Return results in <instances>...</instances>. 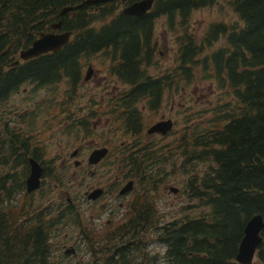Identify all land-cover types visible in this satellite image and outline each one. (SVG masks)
Returning <instances> with one entry per match:
<instances>
[{
  "label": "trees",
  "instance_id": "1",
  "mask_svg": "<svg viewBox=\"0 0 264 264\" xmlns=\"http://www.w3.org/2000/svg\"><path fill=\"white\" fill-rule=\"evenodd\" d=\"M84 1L0 0V111L24 85L38 90L66 82L74 90L82 80L85 62L98 55L111 63V76L129 90L121 102L126 117L121 120L132 137L143 131L141 108H159L167 92L180 93L181 87L196 81L208 82L218 91L217 102L204 113L203 121L191 120L189 138L182 136L175 144V158L183 159L189 172V199L206 210L161 222L157 229L152 205H144L140 227L157 238L160 251L122 256L116 261L97 257L88 264H237L234 258L247 221L259 215L264 222V0H225L240 25H212L200 44L186 36L173 74L159 77L148 73L153 67L156 20L165 17L169 29H175V21L176 27L185 29L192 11L212 7L220 0H154L151 11L141 18L116 14L114 3L86 5L59 16L62 9ZM136 1L128 0L129 4ZM57 22L61 31L72 33L70 42L54 53L15 64L19 52ZM219 38L223 47L200 60L203 51ZM0 146L8 151L10 160L9 171L0 172V264H48L53 231L62 223L76 224L75 215L53 217L48 210L45 215L34 211L30 216L31 207L9 204L23 188L20 168L27 164L26 140L7 128L3 139L0 134ZM161 149H145L141 158H130L136 172L142 162L162 167L154 175L150 174L154 168L137 174L144 189L136 194V203L152 201L156 191L150 188L156 189L166 179L165 166L174 158L166 159ZM6 157L2 164L8 166ZM136 207L138 213L141 207ZM106 234L95 241L87 234L85 243L102 252L113 249V236ZM261 237L255 259L264 263V229Z\"/></svg>",
  "mask_w": 264,
  "mask_h": 264
},
{
  "label": "rangeland",
  "instance_id": "2",
  "mask_svg": "<svg viewBox=\"0 0 264 264\" xmlns=\"http://www.w3.org/2000/svg\"><path fill=\"white\" fill-rule=\"evenodd\" d=\"M122 9L119 5L118 11ZM172 28L169 29L167 20L165 17H160L156 20L154 29V59L153 67L149 68L148 73L152 77H159L163 74H173L181 53V42L186 36H190L199 44L202 42L206 32L212 25L225 24L229 26H238L240 21L233 13L232 8L225 0H220L212 7L197 9L190 13L187 26L184 25L185 29L176 27L177 22H173ZM181 23V21L179 22ZM178 23V24H179ZM223 39L219 38L218 42H215L209 49H205L199 56V59L209 52H213L223 47ZM91 65L95 76L92 78V82H80L76 85L75 89L72 90L69 84L62 82L53 87L46 89L31 90L33 86L24 85L20 88V91L13 94L2 108L6 111L3 115H11L12 111H24L25 115L30 117V113L33 108V102H39L41 104L40 111L34 117L32 134L34 142L37 148L41 147V141L46 145L45 151L47 152L44 157L47 166H57L56 163H50L48 160L55 158L56 154L63 155L67 159V156L76 148L74 141L80 140L83 142L82 155L80 159L85 163L88 152H90L94 146H109L111 148V155L109 159L101 166L93 168L92 171L96 174L94 181H99L98 186H104L105 184H111L112 182L120 181L123 177H120L121 173L116 166L111 167L112 160L116 157L115 154H119L120 144L122 141H128L125 136V122L115 117H109L106 115L102 105L113 101L114 96L118 95L119 90L125 89V86L121 83L114 81L113 76L109 74V63L101 55L93 56L83 67L82 76L87 68ZM182 91L177 93L175 90L172 93L167 92L164 96L162 109L158 113H151L147 110L142 112L143 124L149 126L155 121L159 120L160 115H164L165 118L170 117L174 122L173 131L169 136L164 139L157 138V148H162L160 153L166 159H172L165 166L166 179L163 183L157 185L156 189L150 188V191H156L155 194L150 193L153 201V210L156 218V225L159 227L161 222H171L175 219H184L187 216L193 217L200 212L205 211V208L197 207V204L189 199L187 191L188 183V170L185 167L183 159L175 158L176 149L175 144L180 140L182 136H186L187 139L189 128L194 124H190L191 120H196V123H201L203 120L202 116L217 102L218 91H215L212 86L205 81H196L190 86L181 87ZM173 95V99L171 98ZM110 98V100H108ZM114 104V102H112ZM90 106L93 107L90 108ZM90 111L94 112V116L90 117ZM197 112H202L197 115ZM195 113V114H194ZM194 114V116H191ZM190 115V116H189ZM67 116L71 119L77 117V128L69 131L71 134L68 135ZM82 117L85 119L86 125H93L91 131L86 128H80L78 122ZM108 117L110 119H108ZM195 117V118H194ZM108 119L109 121H106ZM146 127V128H147ZM74 139V141H73ZM186 139V140H187ZM88 142V145H84V142ZM174 143V146L173 144ZM98 144V145H97ZM4 149L5 153L7 150L0 146V150ZM8 157H6L7 159ZM120 158V157H119ZM48 159V160H47ZM160 160V159H159ZM2 157L0 154V162ZM8 161V159H7ZM10 161H8L9 163ZM68 165V171L73 170V160L66 162ZM173 163V164H172ZM191 166V165H190ZM192 166L195 168V163L192 162ZM155 171L162 169V167H152ZM205 168L204 164L199 166L200 170ZM191 167H189V170ZM117 170V171H116ZM8 167L0 168V172L7 173ZM79 171V170H78ZM20 169L17 174L20 173ZM153 173V172H152ZM85 178V177H83ZM95 183V182H94ZM97 184V182H96ZM173 188L177 190L176 193L170 192L169 189ZM83 190V183L79 186L72 184L70 190H66L68 197L78 196ZM141 205V201L139 202ZM111 202L108 199L107 203L100 206L95 204L92 207H86L85 201L81 206L80 219L83 220L82 224L87 229V232L83 233L86 237L87 234L93 235L94 241L97 240V236L104 234L110 235L114 229L121 226L122 222H114V225H104L106 217L99 216L98 213L102 214V208L108 210V205ZM117 205H113L114 210ZM87 208V209H86ZM151 212V211H150ZM94 222L95 225L92 224ZM102 222V223H101ZM102 224V225H101ZM72 223H62L57 228V231L51 239V249L49 254L48 264H88L89 260L95 261L96 258L91 251L90 245L85 243L84 240L78 241V236ZM94 231V233L90 232ZM148 241L151 240V235L148 233ZM77 242V243H76ZM78 246L75 249V254L64 255L62 246ZM90 246V247H89ZM95 249V248H94ZM155 249V250H154ZM154 253H158L160 248L157 244L151 249ZM51 256V257H50ZM108 257V256H107ZM103 257V258H107ZM253 264H264L259 263L254 259Z\"/></svg>",
  "mask_w": 264,
  "mask_h": 264
},
{
  "label": "flooded vegetation",
  "instance_id": "3",
  "mask_svg": "<svg viewBox=\"0 0 264 264\" xmlns=\"http://www.w3.org/2000/svg\"><path fill=\"white\" fill-rule=\"evenodd\" d=\"M118 4H115V7H118ZM84 67V66H83ZM83 67L81 69V72L83 73ZM89 72L88 76L87 73ZM112 73V66L111 63H109V74ZM95 76L93 69L91 65L87 66L83 76H82V82H92V78ZM114 81H117L116 79H113ZM118 82V81H117ZM129 94V90L125 86V89L119 90L118 95L114 96V100L111 102H107L102 105L103 109L105 110L106 115L109 117H115L116 119H122L126 117L124 116V110L122 108L121 102L123 101V96ZM165 96V95H164ZM171 98L173 99V95H171ZM110 100V98L108 99ZM164 100V98H162ZM114 102V104H112ZM33 108L30 113V117L25 115L24 111H12L11 115H3L6 113V111H3L1 109L0 113V134L1 138L3 139L4 136H6L7 128H12L16 132H18L20 135L23 136V139L26 140V149H27V164L26 166L20 168L22 172V182H23V188L20 191V194L15 197L9 204L17 203L16 205L25 204V206L31 207L29 208L30 216H33L34 211L38 212V214L45 215L48 213V210H51L53 213V217H61L65 215L66 213H70L73 216L74 222L76 224H73L76 234L78 236V241L84 240L85 236L83 233L87 232V229H84L85 227L82 222L83 220L80 219L79 216L81 215V206L83 201H85L86 207H92L93 205L99 204L102 206L103 204L107 203L108 199L110 200L111 204L108 205V210H105L102 208V214L98 213L99 216L106 217V221L103 222L104 225H114V222L121 221L122 225L115 228L113 233H111L109 236H113L112 239V248L109 249L106 252L98 251L96 249H93L91 253L95 257H113L115 258V261L117 258H120L122 256H138V255H144L146 252L149 254H155L153 250L154 245L157 246V238H151L150 241H148L149 237L142 231L140 226H143L144 218L139 217V214L143 212V206L144 205H152L153 201H150L149 203L141 202L142 204L139 205V203L135 202L136 194L140 193L143 189L140 187L139 179L137 178V174L145 172L146 170L151 171L152 166H148L150 162H142V164L139 165L140 171H135V167L131 166L130 158L136 157V159L141 158L143 155L142 151H145V149L153 150V147L157 148V138L164 139L166 136H169L170 134L166 136H161L160 134H148L147 131L149 128L153 125H155L158 122H161L163 120L167 121L170 120L174 127V122L171 120L170 117L165 118V116L162 114L159 116V120L155 121L148 127L145 126L142 122L143 115L142 112H144V108H141L142 112L140 114V120L141 126H142V132L137 136H131L132 134L128 133V130L126 129L125 125V136L127 137L128 141H122L120 144L119 154H115L116 157L112 160L110 164L111 167L116 166V169H118L121 173L120 177L124 172L123 177L120 181H116V183L112 182L111 184H105L104 186H98L100 184L99 181H94V178L96 177V174L92 171L93 168L101 167L110 157L111 155V148L109 146H106L105 144L103 146H94V148L88 152L85 163L81 160H84L83 158L80 159L82 155V146L83 142L80 140L73 141L76 142L75 144L78 145L68 156L67 159L63 157V155L56 154L55 158L52 160H48L50 163H56L57 166L51 167L47 166V161L45 162L44 157L46 156L47 152L45 151L46 145L41 141V147L37 148L35 145H38L37 142H34L33 134L31 133L33 130V121L34 117H36L37 113L40 111L41 104L39 102H33ZM163 101L160 104V107L149 111L151 113H158L161 111ZM90 108L93 109L92 106ZM34 115V117H32ZM94 116V112L90 111V117ZM108 117V119H110ZM85 119L87 117H82L78 124H80V128L91 131L90 128L93 127V125H86ZM106 119V121H109ZM129 119V118H128ZM132 125V120L129 119ZM68 124L67 130L68 135L72 129L77 128V117H73L72 119L67 116V121L65 122ZM133 126V125H132ZM147 127V128H146ZM173 129V128H172ZM28 141V143H27ZM84 145H88V142H84ZM98 145V144H97ZM136 145V146H135ZM101 149L106 150V154L103 158H101L97 163L90 164L89 159L91 155L99 151ZM158 149V148H157ZM140 153V154H138ZM2 161L0 162V168L9 167L10 162L8 163V166L3 165L4 155L7 154L8 157V151L7 153H2L0 151ZM120 157V158H119ZM44 159V160H42ZM29 160H33L36 162L38 168L40 169V175L38 178V187L33 190L32 192H27V185L26 181L28 177L31 174V165L29 163ZM67 160L72 161L73 160V170L71 172L68 171L67 167ZM10 161V160H8ZM7 161V162H8ZM159 162V160H158ZM79 170V171H78ZM117 171V170H116ZM156 171L153 169V173L150 172V174L155 173ZM136 173V174H135ZM157 176V173H156ZM85 177V178H83ZM95 182V183H94ZM97 182V184H96ZM83 183V190L81 194L79 193L78 196L74 197H68V193L66 190H70L72 184L79 186ZM129 184L131 186L128 190H125L122 193V190L127 187ZM170 191V189H169ZM172 192V191H170ZM157 193V192H156ZM140 197V196H139ZM117 205L115 209L113 210V205ZM15 205V206H16ZM138 205L139 210L137 213V207ZM87 209V208H86ZM154 213V210H153ZM32 214V215H31ZM155 214V213H154ZM148 215H151V212L148 213ZM48 217V214L47 216ZM78 220V221H76ZM78 222V223H77ZM102 223V222H101ZM93 225L94 222H92ZM140 224V225H139ZM102 225V224H101ZM139 227H138V226ZM156 227V226H155ZM133 228L134 230H131ZM158 229V226H157ZM55 231L52 233V237L55 234ZM94 233V231H90ZM116 236V237H115ZM52 239V238H51ZM77 243V242H76ZM51 246V244H50ZM64 251V255L66 250H73L76 252L75 249H78V246H62L61 247ZM51 249V247H50ZM49 249V250H50ZM155 250V249H154ZM70 253L74 255L75 253ZM52 253V249H51ZM69 255V254H68Z\"/></svg>",
  "mask_w": 264,
  "mask_h": 264
},
{
  "label": "water",
  "instance_id": "4",
  "mask_svg": "<svg viewBox=\"0 0 264 264\" xmlns=\"http://www.w3.org/2000/svg\"><path fill=\"white\" fill-rule=\"evenodd\" d=\"M154 0H140L136 1L121 10L122 15H126L134 18H141L145 14H147L153 5ZM109 2H121L124 3L125 0H86L83 3L75 6L64 8L60 11L59 16L62 17L69 11L73 9L81 8L86 5H98V4H107ZM50 28L53 31H57L61 28V23L57 22L52 24ZM70 32H63L62 34H54V33H41L38 35V38L33 41L31 46L25 50L19 52V59L23 61L31 60L41 55L56 52L63 46H66L70 41ZM89 72L87 73L88 76ZM173 128V124L170 120H163L161 122L156 123L151 126L147 131L148 134H160L161 136L167 135L171 132ZM106 154V150L101 149L99 151L94 152L89 162L90 164L97 163L101 158H103ZM31 165V174L26 181L27 192H32L38 187V178L40 175V169L37 164L33 160H29ZM131 184L125 187L122 190V193L125 190H128ZM170 191L176 193L177 190L170 188ZM264 229V222L261 216L255 215L251 217L243 230V237L239 243L237 253L235 255L234 261L237 264H252L255 256V252L257 247L262 243L261 232ZM74 251L66 250L65 254L68 255L73 253Z\"/></svg>",
  "mask_w": 264,
  "mask_h": 264
}]
</instances>
